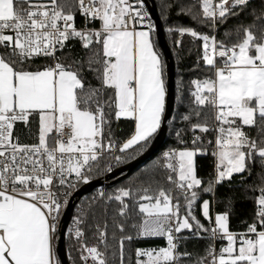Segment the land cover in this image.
<instances>
[{
    "label": "snow or ice",
    "instance_id": "obj_1",
    "mask_svg": "<svg viewBox=\"0 0 264 264\" xmlns=\"http://www.w3.org/2000/svg\"><path fill=\"white\" fill-rule=\"evenodd\" d=\"M159 9L192 22L169 24L174 47L202 42L187 100L177 80L185 127L125 183L86 198L65 233L80 186L146 154L167 118L159 24L146 0H0V264H64L65 235L70 264H264V0ZM198 157L211 158L205 176ZM237 190L253 209L234 231ZM147 238L164 244L137 246Z\"/></svg>",
    "mask_w": 264,
    "mask_h": 264
},
{
    "label": "trees",
    "instance_id": "obj_2",
    "mask_svg": "<svg viewBox=\"0 0 264 264\" xmlns=\"http://www.w3.org/2000/svg\"><path fill=\"white\" fill-rule=\"evenodd\" d=\"M158 10H159V14L161 17V13H160V9H159V4H160V0H155ZM172 20L169 21L168 23H166L164 21V19L161 17V20L163 22L164 25V29H165V35H166V39L168 41V44L170 45L173 57H174V61L176 64V85H177V80L181 79L183 80V88H184V95L185 98L187 100L188 98V89L192 88L194 86H192L190 84V81L192 79L195 78H202V73L201 72H197V71H192L193 67L195 66V63L197 61V57L199 55H201V48H202V42L200 41H196L193 42L191 37L189 36H185L183 37V46L182 48H176L173 46V41L174 39H176L177 37L172 35L170 36L166 29L169 27L170 23H180V24H184V25H191V21L189 20V18L187 16H181V17H177L175 13H172ZM78 22L81 21V17H77ZM201 31H207V29H200ZM157 40V38H156ZM158 44V42H157ZM159 47V45H158ZM160 49V47H159ZM161 50V49H160ZM179 52L180 53V57L178 58L176 53ZM185 112V108L184 107H180L177 105L176 100H175V107H174V112L173 115L171 117L170 120L173 119V116H175V120L173 123V126H169L168 124V130H167V137L166 140L163 144V146L152 156L150 157L148 160H146L145 162H143L142 164H140L138 167H136L130 174L125 175L122 179H120L119 181H117L116 183L113 184H106L102 187L96 188L94 191H92L91 193L83 196L79 202L76 204V207L74 209V215L77 214L78 211V206H80L82 204V202L86 201V198L91 197L98 189L100 188H104L106 191H111L112 188H114L115 186L119 185V184H123L125 183L129 177L135 175L136 173L140 172L142 169H144L145 167H147L149 164L152 163V161L159 156L163 151H165L168 147L170 146H175L176 144V139H175V131L177 128H182L185 127V125L181 122L180 116L181 114H183ZM113 127H117L116 125H113ZM131 127L132 125L126 122L121 121L119 126H118V130H117V135L120 137H125L127 136L130 131H131ZM197 134H199L197 132ZM192 136L191 132L187 133V138L190 140ZM140 157V156H139ZM138 158V157H137ZM136 159V158H135ZM134 159V160H135ZM132 160V161H134ZM130 161V162H132ZM198 161L201 165V169H200V175L201 176H205L206 173L209 171V165L211 164V158L210 157H198ZM129 162V163H130ZM128 164V163H127ZM126 165V164H125ZM124 166V165H121ZM119 166V167H121ZM107 175V174H106ZM104 177H98L95 180L98 179H102ZM83 185H81L80 187H82ZM228 192V188L227 186L221 187L218 190V193L216 194L217 199H223L224 195ZM251 195V194H249ZM205 198H209L208 196H206ZM101 206H97L95 207L93 210L96 212L97 218L100 220L101 223H103V215L100 211ZM116 207L115 204H112L109 206V237H111V233L113 231V225L111 222V213L112 210H114ZM220 210L223 209V205L219 206ZM252 209H253V204L251 202L250 199H245V197L241 194V190H237L236 193V198H235V202H234V214L232 215L231 218V226H232V230L234 231H239L242 230V224L241 221L243 220H249L251 219V214H252ZM90 222H91V218H90ZM88 242L89 243H94L95 241L91 238V233L88 234ZM110 243H114L113 241H111L110 239ZM164 244V240L160 239V238H147L142 240L137 246L139 247H155L157 245H163ZM66 247H67V251L69 253V245H68V240L66 239ZM194 248H199V244L196 241H192L189 242L188 244V249L189 250H193ZM73 255H75V253H73Z\"/></svg>",
    "mask_w": 264,
    "mask_h": 264
},
{
    "label": "water",
    "instance_id": "obj_3",
    "mask_svg": "<svg viewBox=\"0 0 264 264\" xmlns=\"http://www.w3.org/2000/svg\"><path fill=\"white\" fill-rule=\"evenodd\" d=\"M146 6L150 9V12L153 16V19L157 21L159 24V31L157 33V42L161 49V51L164 53V59L167 64V80H168V89H169V95H168V114L167 118L162 125V129L156 139L154 140L150 150L136 158L134 161L119 167L114 174H107L104 178L94 180L93 182L89 183L88 185H83L78 189V191L73 195L70 204L67 208L64 209L62 217H61V224L63 226V231L66 233L67 227L70 225L71 219L74 214V209L76 207V204L79 202V200L94 191L96 188L102 187L108 183L113 184L122 179L125 175L130 174L136 167H138L140 164L148 160L150 157H152L164 144L166 137H167V130H168V120L171 119L174 107H175V97H176V64L174 61V57L170 48V45L168 44V41L166 39L165 35V29L163 22L161 20L159 10L156 4L155 0H146ZM66 239L67 236H63L61 240L58 243V255L63 258L64 264H70L68 261V251L66 247Z\"/></svg>",
    "mask_w": 264,
    "mask_h": 264
},
{
    "label": "built area",
    "instance_id": "obj_4",
    "mask_svg": "<svg viewBox=\"0 0 264 264\" xmlns=\"http://www.w3.org/2000/svg\"><path fill=\"white\" fill-rule=\"evenodd\" d=\"M82 22H83L82 17H81V21L80 22H78V20H77V24H81ZM73 216H74V214H73ZM71 223H72V219H71L70 225H71Z\"/></svg>",
    "mask_w": 264,
    "mask_h": 264
}]
</instances>
